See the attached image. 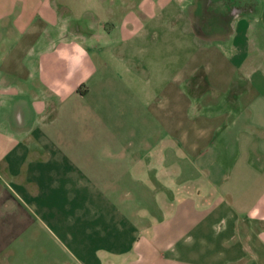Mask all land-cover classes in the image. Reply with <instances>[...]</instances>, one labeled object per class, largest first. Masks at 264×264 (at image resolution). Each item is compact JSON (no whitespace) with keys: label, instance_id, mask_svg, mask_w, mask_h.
Returning <instances> with one entry per match:
<instances>
[{"label":"crops","instance_id":"obj_1","mask_svg":"<svg viewBox=\"0 0 264 264\" xmlns=\"http://www.w3.org/2000/svg\"><path fill=\"white\" fill-rule=\"evenodd\" d=\"M0 264H264V0H0Z\"/></svg>","mask_w":264,"mask_h":264}]
</instances>
